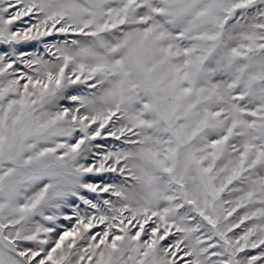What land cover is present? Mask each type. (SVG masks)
Here are the masks:
<instances>
[{
    "label": "snow or ice",
    "instance_id": "1",
    "mask_svg": "<svg viewBox=\"0 0 264 264\" xmlns=\"http://www.w3.org/2000/svg\"><path fill=\"white\" fill-rule=\"evenodd\" d=\"M0 264H264V0H0Z\"/></svg>",
    "mask_w": 264,
    "mask_h": 264
}]
</instances>
